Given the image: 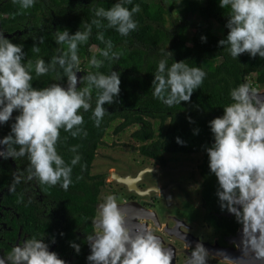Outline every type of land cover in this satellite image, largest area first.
<instances>
[{"label":"clouds","instance_id":"clouds-1","mask_svg":"<svg viewBox=\"0 0 264 264\" xmlns=\"http://www.w3.org/2000/svg\"><path fill=\"white\" fill-rule=\"evenodd\" d=\"M20 9H30L37 0H12ZM132 0H116L110 8H97V19L92 24L114 29L127 37L138 25L134 14L140 6L125 7ZM221 9H229L225 38L217 46L226 48L234 60L242 54L249 58L264 59V0H219ZM91 24L83 31L70 34L67 29L54 32L55 43L66 46V51L54 55L48 62L37 59L34 64L36 76L53 74L55 81L47 87L32 86V62L25 64L22 44H14L0 33V126L10 120L9 132L0 138V159L26 158L27 168L15 171L9 191L21 182L35 180L39 184L56 186L67 190L72 184V167L79 163L74 155L66 163L56 149L60 129L72 137L82 134L83 113L91 110L95 127H100L106 114L105 105L118 103L120 92L119 73L104 74L90 71L77 77L78 46L88 41ZM98 39L104 41L103 34ZM201 37V41H205ZM105 48L99 55L117 60L112 52L111 40L104 41ZM34 53L39 47L32 46ZM111 54V55H110ZM171 58V64L168 61ZM103 60L93 56L89 60L92 68L99 69ZM206 73L200 67H189L185 61L174 62L172 53L162 50L155 75L151 82L152 96L167 107L188 102L193 92L200 88ZM84 84L83 87H77ZM95 90V106L92 92ZM231 103L223 114L208 122L213 143L205 148L208 169L217 181L216 197L221 211L231 214L241 226L240 249L245 257L264 264V97L248 83H240L231 89ZM18 114L13 117V112ZM191 123V118H188ZM198 129L193 134H197ZM86 135V133H83ZM178 145L184 141L175 139ZM76 152V148L71 149ZM147 171L152 172V168ZM153 191L159 192L156 186ZM115 194H107L97 205V216L93 218V234L87 235L90 254L88 264H171L173 252L162 247L161 240L144 226L129 224L137 219L122 211ZM61 235H63L61 233ZM55 242L54 238L51 241ZM69 246L78 254L80 245ZM186 247L188 245L186 244ZM208 252L197 243L187 256L186 264H207ZM0 264H64L57 253L49 251V244L39 238L30 237L17 243L6 255L0 256Z\"/></svg>","mask_w":264,"mask_h":264},{"label":"trees","instance_id":"trees-1","mask_svg":"<svg viewBox=\"0 0 264 264\" xmlns=\"http://www.w3.org/2000/svg\"><path fill=\"white\" fill-rule=\"evenodd\" d=\"M183 6L180 11L183 16L188 14L202 15L205 21H214L222 27L221 35L204 30L205 41L193 38L191 44H186L184 35L179 36L183 25H176L171 30L165 27L166 11L161 2L147 0H132L125 5L131 9L139 5L140 11L134 14L137 29L127 37L121 36L114 29L106 27V21L101 20V27L92 24L94 11L97 8H110L116 0H37L30 9H20L12 0H0V30L3 34L15 32L16 29H26V33L12 36L9 40L14 44H22L25 52V64L32 62V86L42 88L57 82L53 74L36 76L34 64L37 59L48 62L52 56L66 51V46L55 43L54 32L67 29L70 34L77 30L83 31L85 25L91 24L92 32L85 43L78 46V56L91 54L96 49L95 56L103 60L99 71L109 74L118 72L120 92L118 103L105 105L106 114L100 127H95L91 119V110L83 113L84 123L82 134L72 137L70 133L60 129L56 144L58 154L66 163H70L76 154L80 156L78 164L72 167V184L68 191L54 189L51 193L56 199L67 205V210L78 211L81 204L85 211H92L95 191L93 179L88 177L97 149L102 147L104 136L113 122L119 124L113 129V134L124 132L131 126L138 128L131 138L140 146L138 152L153 160H161L162 154L191 155L202 153L200 165L204 177V202L215 207L217 181L208 169V158L205 148L213 143L208 122L223 114V108L230 104V91L240 83H247V78L255 76V83L264 86V59L249 58L247 54L234 60L226 48L217 46V42L227 35L225 24L229 9H221L219 0H206L204 5L197 1L178 0ZM102 33L104 41L111 40L112 52L118 55L117 60L105 59L99 55V50L105 48L104 41L98 39ZM33 44L39 47V52L32 51ZM172 53L174 62L185 61L189 67H200L206 73L200 88L195 90L188 102L167 107L153 98L151 82L156 72L158 61L162 58V50ZM111 55V54H110ZM169 58V65L171 64ZM86 73H83V76ZM66 78L57 83L64 86ZM85 86L79 84V87ZM92 103L95 106V90L92 92ZM18 113L13 112V117ZM203 114V116H202ZM191 118L189 123L188 118ZM160 131L158 139L155 135V125ZM198 129L197 134H193ZM9 124L3 126L4 136L9 132ZM83 133H86L83 134ZM179 137L184 145H178L175 139ZM76 148V152L71 149ZM83 190L84 198L80 201L77 191ZM91 198L89 200L88 198Z\"/></svg>","mask_w":264,"mask_h":264},{"label":"flooded vegetation","instance_id":"flooded-vegetation-1","mask_svg":"<svg viewBox=\"0 0 264 264\" xmlns=\"http://www.w3.org/2000/svg\"><path fill=\"white\" fill-rule=\"evenodd\" d=\"M26 32L16 29L11 35ZM3 126H0V138L4 137ZM138 154L117 160L110 157L103 169L95 160L92 162L88 177L97 189L92 211H85L81 204L78 211L67 210V205L51 195L54 189H60L59 185L50 187L32 180L21 182L14 191H9L14 172L27 168L28 161L0 159V256H6L26 238L42 236L43 242L49 244V251L57 253L64 264H88L86 257L90 250L86 237L93 234L92 220L97 216V205L107 194H115L122 211L129 216L137 215L129 227L135 224L152 231L162 247L173 252L171 264H186L190 250L197 243L208 252L207 264H234V260L244 264L236 243L241 226L233 216H224L228 213L220 210L217 197L213 199L214 209L204 202L202 153H164L161 160ZM189 156L193 158L187 164ZM150 168L152 172L147 171ZM156 186L159 192L151 190ZM77 193L82 202L83 190ZM70 242L80 245L78 254L69 246Z\"/></svg>","mask_w":264,"mask_h":264},{"label":"rangeland","instance_id":"rangeland-1","mask_svg":"<svg viewBox=\"0 0 264 264\" xmlns=\"http://www.w3.org/2000/svg\"><path fill=\"white\" fill-rule=\"evenodd\" d=\"M148 2H161L166 11L165 16V27L168 30H171L176 25H183V29L179 32V36L184 35L186 39V44H191L193 38L201 40V37L204 36V30L209 28L211 32L220 36L222 32V27L219 26L214 21H205L202 15L198 14H188L183 16L181 14V10L183 6L180 4L178 0H147ZM197 1L200 5H204L206 0H192ZM96 49L91 50V54L89 53L87 56H78L80 63L78 65L80 72L77 73V77L83 76V73L94 71L95 68H92L89 65V60L93 57L92 53L95 54ZM247 83L250 87L256 89L258 93H264V86L258 85L255 83V76L251 75L247 78ZM79 87V84L77 85ZM119 124V121H115L111 124L110 129L107 130L106 135L103 139L102 147L96 152L95 164L101 165L103 169L108 163V159L111 157L112 159L117 160L121 156L125 158L127 155L137 156L138 146L136 141L131 138V134L138 128L137 126H131L127 128L124 132L120 134H113V129ZM155 125V135L156 138L160 137V131L157 130V126ZM136 145V146H134ZM139 157V156H138ZM193 158V156H189L186 160L187 164H189V159ZM117 162V161H116ZM121 163H116L114 165H120Z\"/></svg>","mask_w":264,"mask_h":264},{"label":"water","instance_id":"water-1","mask_svg":"<svg viewBox=\"0 0 264 264\" xmlns=\"http://www.w3.org/2000/svg\"><path fill=\"white\" fill-rule=\"evenodd\" d=\"M7 39L8 38H11L12 35H9V34H3ZM259 95L261 97H264V93H259ZM124 181V180H123ZM224 216H232L231 214H225ZM240 239H241V228L239 229L238 233H237V239H236V243L238 245V251H239V254H241L243 256V259H244V264H256L255 261H253L250 257H245L242 252H241V249H240ZM236 257V256H235ZM233 260V259H232ZM234 264H237V262L234 260ZM240 264V263H239ZM257 264H259V262H257Z\"/></svg>","mask_w":264,"mask_h":264}]
</instances>
